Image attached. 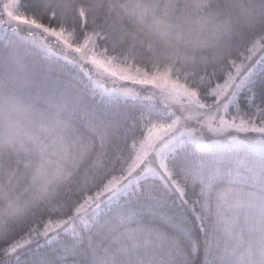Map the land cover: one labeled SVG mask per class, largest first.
Returning a JSON list of instances; mask_svg holds the SVG:
<instances>
[{
  "label": "snow or ice",
  "instance_id": "obj_1",
  "mask_svg": "<svg viewBox=\"0 0 264 264\" xmlns=\"http://www.w3.org/2000/svg\"><path fill=\"white\" fill-rule=\"evenodd\" d=\"M20 54L0 264H264V0H0Z\"/></svg>",
  "mask_w": 264,
  "mask_h": 264
},
{
  "label": "clouds",
  "instance_id": "obj_2",
  "mask_svg": "<svg viewBox=\"0 0 264 264\" xmlns=\"http://www.w3.org/2000/svg\"><path fill=\"white\" fill-rule=\"evenodd\" d=\"M31 67L25 56H0V152L29 144L34 103L27 94Z\"/></svg>",
  "mask_w": 264,
  "mask_h": 264
},
{
  "label": "rangeland",
  "instance_id": "obj_3",
  "mask_svg": "<svg viewBox=\"0 0 264 264\" xmlns=\"http://www.w3.org/2000/svg\"><path fill=\"white\" fill-rule=\"evenodd\" d=\"M22 27H24V26H22Z\"/></svg>",
  "mask_w": 264,
  "mask_h": 264
}]
</instances>
